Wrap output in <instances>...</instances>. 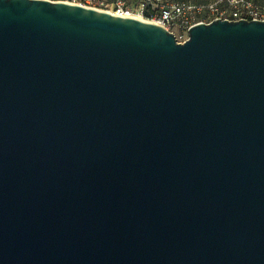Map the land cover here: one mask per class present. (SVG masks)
Returning <instances> with one entry per match:
<instances>
[{
  "label": "water",
  "instance_id": "water-1",
  "mask_svg": "<svg viewBox=\"0 0 264 264\" xmlns=\"http://www.w3.org/2000/svg\"><path fill=\"white\" fill-rule=\"evenodd\" d=\"M0 264H264V20L0 0Z\"/></svg>",
  "mask_w": 264,
  "mask_h": 264
},
{
  "label": "built area",
  "instance_id": "built-area-1",
  "mask_svg": "<svg viewBox=\"0 0 264 264\" xmlns=\"http://www.w3.org/2000/svg\"><path fill=\"white\" fill-rule=\"evenodd\" d=\"M61 1L155 22L172 32L179 42L187 38L192 25L215 18L264 20V7L254 0H107L109 9L98 8L105 0Z\"/></svg>",
  "mask_w": 264,
  "mask_h": 264
},
{
  "label": "rangeland",
  "instance_id": "rangeland-1",
  "mask_svg": "<svg viewBox=\"0 0 264 264\" xmlns=\"http://www.w3.org/2000/svg\"><path fill=\"white\" fill-rule=\"evenodd\" d=\"M106 1H107V0L103 1L102 4H98V5H99L98 8L109 9L110 6H109V5H106V4H107ZM203 1H204V0H203ZM254 2H255L258 6H260V7H264V0H254Z\"/></svg>",
  "mask_w": 264,
  "mask_h": 264
},
{
  "label": "trees",
  "instance_id": "trees-1",
  "mask_svg": "<svg viewBox=\"0 0 264 264\" xmlns=\"http://www.w3.org/2000/svg\"><path fill=\"white\" fill-rule=\"evenodd\" d=\"M192 1H193V2H195V1L197 2V1H201V0H192Z\"/></svg>",
  "mask_w": 264,
  "mask_h": 264
}]
</instances>
